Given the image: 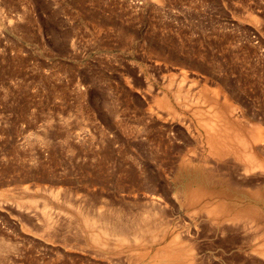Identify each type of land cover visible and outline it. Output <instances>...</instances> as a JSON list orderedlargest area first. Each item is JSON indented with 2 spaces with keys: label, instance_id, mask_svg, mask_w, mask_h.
Wrapping results in <instances>:
<instances>
[{
  "label": "rangeland",
  "instance_id": "obj_1",
  "mask_svg": "<svg viewBox=\"0 0 264 264\" xmlns=\"http://www.w3.org/2000/svg\"><path fill=\"white\" fill-rule=\"evenodd\" d=\"M0 264H264V0H0Z\"/></svg>",
  "mask_w": 264,
  "mask_h": 264
},
{
  "label": "bare ground",
  "instance_id": "obj_2",
  "mask_svg": "<svg viewBox=\"0 0 264 264\" xmlns=\"http://www.w3.org/2000/svg\"><path fill=\"white\" fill-rule=\"evenodd\" d=\"M207 121H208V120H207ZM209 121H211V120H209ZM207 123H209V122H207ZM205 124H206V123H205ZM211 124H212V123H211ZM214 124H215V123H214ZM207 125H208V124H207ZM212 126H213V125H211V127H212ZM207 127L211 128L210 125L207 126ZM216 127H217V125H216ZM213 129H214V128H213ZM211 130H212V128H211ZM214 130H215V129H214ZM212 131H213V130H212ZM93 221H94V220H93ZM86 222H88V224H90V223H89V220L86 221ZM99 222H100V220H99ZM105 222H106V221L103 222V220H102V223H105ZM100 223H101V222H100ZM102 223H101V224H102ZM106 224H107V223H106ZM90 225H91V224H90ZM104 225H105V224H104ZM104 225H102V227H104ZM111 225H112V224H111ZM106 226H107V225H106ZM106 226H105V227H106ZM114 226H116V225L114 224ZM120 226L122 227L123 225H120ZM107 227H108V226H107ZM107 227L104 228V231H103L104 233H103V234H106V235H107L108 233H110V228H109V227L107 228ZM112 228H113V226H112ZM112 228H111V230H112ZM115 229H116V228H115ZM122 229H124V231H125V229H127V228H122ZM116 230H117V229H116ZM108 231H109V232H108ZM113 231H115V230H113ZM113 231H111V232H113ZM117 231H118V232H117V233H118L117 235H120L119 230H117ZM122 231H123V230H122ZM95 234L97 235V233H95ZM132 235H133V234H132ZM136 235H137V233H136ZM127 237H128V236H127ZM127 237H125V238H127ZM124 241H125V239H124Z\"/></svg>",
  "mask_w": 264,
  "mask_h": 264
}]
</instances>
